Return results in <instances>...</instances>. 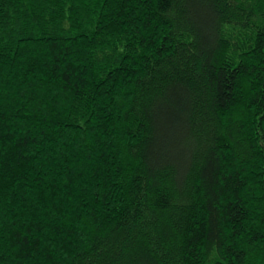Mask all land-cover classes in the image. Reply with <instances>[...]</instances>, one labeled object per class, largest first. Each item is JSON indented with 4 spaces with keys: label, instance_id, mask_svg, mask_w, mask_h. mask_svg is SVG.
Instances as JSON below:
<instances>
[{
    "label": "trees",
    "instance_id": "obj_1",
    "mask_svg": "<svg viewBox=\"0 0 264 264\" xmlns=\"http://www.w3.org/2000/svg\"><path fill=\"white\" fill-rule=\"evenodd\" d=\"M0 264H264V0H0Z\"/></svg>",
    "mask_w": 264,
    "mask_h": 264
}]
</instances>
